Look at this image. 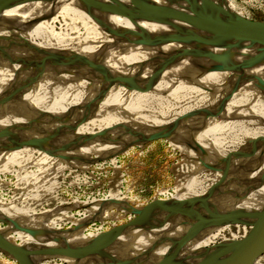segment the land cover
Returning a JSON list of instances; mask_svg holds the SVG:
<instances>
[{"label": "bare ground", "instance_id": "bare-ground-1", "mask_svg": "<svg viewBox=\"0 0 264 264\" xmlns=\"http://www.w3.org/2000/svg\"><path fill=\"white\" fill-rule=\"evenodd\" d=\"M0 4V26L6 29L1 32L0 59L9 63L13 73L12 81L7 79L0 88V117L5 118L0 120V151L13 152L21 142L42 147L45 144L42 162L54 159V166H61V158L84 157L90 149L105 153L101 137L81 141L77 144L80 149L57 137L65 134L60 126L72 118L88 120L106 113L102 123H112L115 141L120 142L126 133H131L135 141L149 134H166L184 148L188 158L198 156L187 160L183 169L188 194L174 195L151 209L142 208L129 226L90 236L76 233L75 229L44 233V227L37 226L29 231L33 239L28 233L27 238L33 243L37 239L39 247L47 245L68 264H195L234 241L225 239L205 248L214 232L223 228L225 219L234 220L235 225L254 222V213L264 204V49L258 43L210 30L216 27L213 21L232 26L241 18L234 14L231 0H8ZM152 8L178 12L198 21L163 16ZM81 27L84 32L79 38L77 31ZM61 29L71 33L59 38L56 34ZM202 58L206 60L197 66ZM26 63L29 66L23 71ZM178 73L184 76L182 84H188L186 90L211 88L221 95L209 102L200 97L201 113L189 114L188 105L160 120L157 117L161 114L155 113L164 104L156 97L141 98L135 91L162 84L178 93ZM18 76L22 79L16 85L14 78ZM226 93L233 95L225 97ZM8 95L18 102L13 108L6 104ZM242 99L249 101L247 112L234 111L241 117L238 121H244L247 127L218 135L217 117L208 103L218 105L217 109L224 113ZM149 104L154 107L151 113L145 112ZM48 111L55 122L36 123ZM125 111L130 118H124ZM51 132H55V140ZM253 134L259 139L248 138ZM202 147L205 150L200 152ZM232 155L239 157L234 169ZM224 166L232 170L230 175L226 173L229 178L225 177L224 183H214L217 178L211 177L222 176V171L216 169ZM246 173L249 175L244 179ZM98 208L95 217L102 222L107 212L100 211L103 203ZM6 214L0 207V215ZM58 239L62 240L57 243ZM0 242L9 247L6 241ZM30 243L20 247L19 259L42 264L44 254H35L39 248ZM261 257L262 254L252 264Z\"/></svg>", "mask_w": 264, "mask_h": 264}, {"label": "rangeland", "instance_id": "rangeland-1", "mask_svg": "<svg viewBox=\"0 0 264 264\" xmlns=\"http://www.w3.org/2000/svg\"><path fill=\"white\" fill-rule=\"evenodd\" d=\"M231 3L234 5L233 11L235 15L256 21L264 20V0H231ZM1 7L2 5L0 4ZM5 30V28L0 26V33L5 32ZM57 32L58 34L56 35L59 38L71 33V31L64 29ZM77 32L80 38L84 29L81 27ZM2 35L1 33V40ZM36 35L34 34V36ZM21 36V39H26L24 35ZM1 40L0 45L3 44ZM203 59L197 61V66L206 60ZM15 60H18V58ZM6 62L4 63V59H0V88H4V81L7 79L8 82L12 81L13 73L8 66L9 63ZM26 64L22 68L23 71L29 66L28 63ZM178 75V81L175 79L178 82L177 84L180 85L178 93L172 90L169 85L162 84L143 86L135 91L141 98L152 99L156 97L159 99L160 104H164L162 108L158 107V112L155 113L157 115L161 114L157 117L160 120L172 115L169 112L180 108L186 109L188 105L191 109L188 110L189 114L201 113L200 101H198L200 97L209 102L214 96L221 95L215 93L214 89L211 88L192 89L193 92H190V90H186L188 89L186 88L188 84H185V82L182 84L181 82L184 80L182 78L184 76H181L180 73ZM19 77L14 78L16 85L21 83L22 78L20 79ZM255 85L258 86L257 84ZM232 95L233 93H226L225 97ZM175 101L176 103L178 101V107ZM16 103L18 102L12 98V95H8L7 106L9 105L10 108H13ZM68 103V100H65L64 105L68 106L66 105ZM235 103L231 105L234 107L226 109L224 113L217 109L219 108L218 105L208 103L217 117L215 119L218 123L215 125V129L218 135H229L247 127L244 121L242 123L238 121L241 120V117H237L238 114H235L234 110L240 109L243 112H247L250 105L249 101L242 99ZM227 106L229 105L227 104ZM153 109L154 107L149 104L145 112L151 113ZM204 109H208V107L205 106ZM50 113L52 112L40 115L36 123L49 122L50 124L55 122ZM107 115L106 113L99 114L88 120L87 118H72L60 126L64 129L65 134L61 138L57 137L58 141L74 144L77 149H80L77 144H80L83 140H89L90 136L94 139L101 137L100 139L103 140L101 145L106 147L105 153L98 154L95 149H90L84 157L81 156L83 159L79 156V158L73 156L63 158L64 161L61 158V166H54V159L52 162H42L43 156L46 154L43 155V153L47 149L45 144L42 147V145L28 144L27 142L18 143L15 150L10 152L12 156L6 150L4 152L3 150L0 151V207L7 212L4 216L0 215V235L7 236L10 240L1 236L0 239L8 241L20 249L23 244L31 245L30 242H32L33 245L38 242L37 239H34L33 243V240H31L33 236L30 233V229L37 226L44 227L42 228L44 233L54 232V230L60 232L73 231L75 229L76 233L80 231L83 236H90L111 232L115 227L124 228L129 226L132 221H135L140 216L142 208L151 209L156 203L168 202L174 195L188 194L187 192L189 191L184 186L185 176L183 169L186 167L187 160L197 159L198 156L196 154H194V157L190 156L193 154H188L190 156L188 158L184 148L176 144L166 134H149L145 139L135 141L136 139L131 133H126L120 142L115 141L117 134L115 128L111 125L112 123L107 122L105 125L102 123ZM122 115L124 118H130L126 111ZM4 119V116L0 117L1 121H4ZM71 135L73 137L75 135V139ZM50 136L55 140V132H51ZM92 137L90 140H94ZM248 138L259 139L254 134ZM228 147L230 149L229 145ZM244 147L240 148V150H243ZM201 150H205V147H202L200 152ZM232 151H235V149H232ZM232 153L234 154V152ZM53 154L55 158L58 157L57 153ZM234 155H232L233 162L235 159L233 169L237 168L239 163V157ZM230 169L228 166L216 169L217 172L222 171V176L211 177L213 180L216 178L217 180L220 179L218 182L214 180V183H224L225 177H228L230 171H232ZM255 171L253 170V172ZM248 175L246 173L243 178L247 179ZM197 178L200 177L197 176ZM102 203L103 209L101 208L100 211H106L107 215L102 217L104 220L101 222L99 217H95V210L99 209L98 207ZM113 213L115 214L113 215ZM21 220L27 225L20 224L22 223ZM45 222L48 223L46 224ZM233 222L234 220L232 219L231 221L229 218L225 219L223 221L225 225L222 224L223 228L214 232L215 236L210 238L205 248L217 245L225 239H241L248 233L251 226L250 223L239 222L235 225ZM45 228L48 229L46 230ZM27 233L28 237L30 236L29 238L32 237L31 239L26 237ZM61 240L58 239L56 242L59 243ZM36 243L35 246L39 248V251L35 250L36 252L32 251L31 253L44 254L42 264H68L65 258L48 249L47 245L39 247ZM0 261L4 264H28L21 258L18 261L15 256L1 247ZM91 264L127 263L94 261ZM255 264H264V253H262L261 259Z\"/></svg>", "mask_w": 264, "mask_h": 264}, {"label": "water", "instance_id": "water-1", "mask_svg": "<svg viewBox=\"0 0 264 264\" xmlns=\"http://www.w3.org/2000/svg\"><path fill=\"white\" fill-rule=\"evenodd\" d=\"M8 0H0V3ZM156 14L172 17L184 21L196 22L194 17L174 11H166L161 8L151 9ZM236 24L232 26L224 25L213 21L215 28L210 29L221 35L232 37L238 40L254 42L264 49V23L248 18H238ZM253 214V213H252ZM255 220L251 224L248 233L241 239L234 240L217 250L212 256L201 260L195 264H252L264 251V204L259 212L254 213ZM8 242V241H7ZM9 247H5L0 242V247L10 254L17 255L18 249L8 242Z\"/></svg>", "mask_w": 264, "mask_h": 264}]
</instances>
